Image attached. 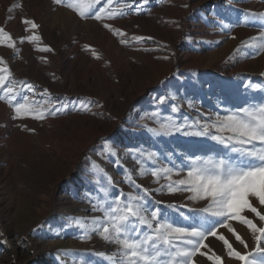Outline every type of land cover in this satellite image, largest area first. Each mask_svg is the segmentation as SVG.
<instances>
[{"label":"rangeland","instance_id":"rangeland-1","mask_svg":"<svg viewBox=\"0 0 264 264\" xmlns=\"http://www.w3.org/2000/svg\"><path fill=\"white\" fill-rule=\"evenodd\" d=\"M68 2L0 0V27L16 41L15 50L0 44V57L12 79L30 100L70 104L68 111L56 117L17 120L11 106L0 101V239H7L0 245V264H106L97 254H110L116 246L95 233L81 239L80 232L70 226L73 217L101 215L90 210L86 199L88 192L95 194L89 183L94 179L92 162L99 163L119 189L133 190L123 182L121 170L102 155L104 138L115 139L124 132L114 145L115 152L138 184L155 189L159 184L151 175L137 174L133 153L138 146L156 151L155 166H163L164 154L170 151L202 154L212 142L179 134L153 137L145 126L157 127L172 103L181 109L172 116L226 115V108L260 95L244 87L249 81L264 85V52L257 55L244 44L264 31L259 22L245 19L246 10L264 12V0H149L147 5L141 0L138 12L126 10L106 21L125 32L124 37L95 19L81 18L67 7ZM119 3L133 4V0ZM24 18L39 25L34 30L39 40H21L33 34L25 31ZM221 22L228 27L222 28ZM135 36L142 39L134 40ZM122 38L128 42L121 44ZM45 46L51 51H44ZM20 82L33 84L35 94ZM44 89L50 97L40 95ZM222 93L227 97L223 104L218 100ZM159 96H168L169 103L158 106ZM85 106L88 110H80ZM21 125L35 131H25ZM164 182L161 178L160 183ZM152 195L189 208L206 203L189 202L183 193ZM181 211L188 213L187 208ZM234 227L251 251L255 247L251 233L238 223ZM210 246L224 254L222 242L210 238ZM234 247L246 251L238 242ZM227 264L239 262L228 260Z\"/></svg>","mask_w":264,"mask_h":264},{"label":"snow or ice","instance_id":"snow-or-ice-1","mask_svg":"<svg viewBox=\"0 0 264 264\" xmlns=\"http://www.w3.org/2000/svg\"><path fill=\"white\" fill-rule=\"evenodd\" d=\"M54 3L60 5L64 0H54ZM114 3L116 7H113ZM148 3L149 0H142L143 5ZM99 4L101 0H70L67 7L81 18L95 19L105 29L124 37L125 32L106 21L124 15L126 10L138 12L141 0H133V4L105 0L103 6L97 8ZM245 19L250 23L259 22L261 28H264V12L246 10ZM22 23L28 26L25 31L33 34L22 37L21 40L40 39L34 31L39 25L33 19L24 18ZM221 25L225 29L228 27L222 22ZM133 39L142 38L135 36ZM127 42L123 38L120 40L121 44ZM0 44L16 49V41L3 27H0ZM244 44L247 48L255 49L257 55L264 52V31ZM88 47L85 45V48ZM43 50L51 51L47 46ZM92 54L96 55L94 51ZM174 55L173 53L172 56ZM172 56H164L163 59L168 60ZM0 64L3 65L0 67V101H6L11 106L13 119L31 117L45 120L48 116L56 117L69 110L70 104L67 102L30 100L12 79L11 71L2 57ZM20 83L34 93L33 84ZM244 87L260 95L246 99L242 105L226 108V115L222 116L217 112L213 117L212 114L198 112L197 118L172 116L171 113L181 111L179 106L172 103L170 113L157 127L145 126V131L153 137L179 134L212 142V147L202 154L187 150L170 151L164 154L167 163L163 166H155L159 155L156 151L138 146L133 153L138 165L137 174L151 175L159 184L155 189L138 184L133 178L132 170L122 164L115 152L114 145L124 132H118L115 139L104 138L102 155H106L114 167L121 170L123 182L133 190L125 192L119 189L106 170L99 163L92 162L94 179L89 183L94 186L95 194L88 192L86 199L90 202V210L99 211L101 215L73 217L70 226L80 232L81 239H90L95 233L105 242L116 246L110 254H97L106 264H201L202 260L205 264H227L228 260L239 264H264V85L249 81ZM40 95L51 96L47 89ZM226 99L223 93L218 97L221 104ZM156 103L158 106L167 105L169 97L159 96ZM189 106L194 105L190 103ZM78 108V105L73 106L72 110ZM80 110L88 109L85 106ZM162 111L161 107L156 114L159 115ZM200 116L204 118L201 119ZM21 127L28 132L35 131L27 125ZM146 162H152L153 166L148 167ZM173 176L180 178L174 179ZM161 178L164 183H160ZM165 191L168 194H186L185 199L189 202L206 203L203 207L189 208L188 204L165 203L153 198V192ZM182 208H187L188 213L181 211ZM246 213L254 216L250 218ZM234 223L246 226L251 233L255 241V247L251 251H247L248 242L234 227ZM225 232L234 237V240H230ZM210 238L222 242L223 255L217 254L210 246ZM235 242L246 251L242 252L234 247ZM6 243V238L0 239V245Z\"/></svg>","mask_w":264,"mask_h":264}]
</instances>
